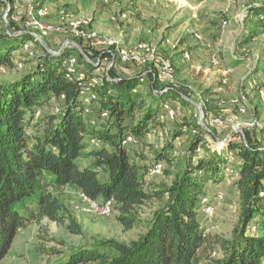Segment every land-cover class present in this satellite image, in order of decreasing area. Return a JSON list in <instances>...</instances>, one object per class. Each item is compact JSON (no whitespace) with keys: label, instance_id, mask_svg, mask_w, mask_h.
<instances>
[{"label":"trees","instance_id":"16d2710c","mask_svg":"<svg viewBox=\"0 0 264 264\" xmlns=\"http://www.w3.org/2000/svg\"><path fill=\"white\" fill-rule=\"evenodd\" d=\"M25 11L27 18V7ZM260 15L264 16V4L249 7L246 19L264 23ZM8 27L14 29L0 36V67L15 69L19 64L14 53L25 43L35 42L42 53L34 56L36 62L29 70L0 83V264L19 230L33 220L47 218L73 233H82L70 204L53 192L64 186L93 200L113 199L121 224L126 229L143 224L145 231L128 243L109 239L100 246H80L63 257L47 259L45 264H264L262 143L246 132L245 139L234 135V140L218 151L205 137H214L213 129L208 131L199 121L182 124L177 120L175 124L181 125L173 139L193 133L185 155H175L173 140L154 149L151 162L145 156L136 160L132 152L148 142V134L160 125L168 130L167 122L160 120L164 104L171 100L190 104L183 91L168 85L159 88L158 80L165 81L153 71L144 73L150 91L143 96L142 75L122 76L112 67L103 75L97 73L103 59L116 53H91L80 40L78 44L92 61L84 60L78 50L80 62L90 76L101 80L92 88L97 98L87 112L80 81L69 77L63 66L68 56L75 55L71 49L77 48L53 54L32 31L19 28L10 19ZM256 69L264 73L260 64ZM124 86H130L137 96L123 98L118 90ZM47 103L53 104L55 111L36 117ZM155 119L160 125H155ZM128 135L140 142L131 151L123 144ZM156 164H163L171 182L146 187L145 176ZM228 168L232 172L228 173ZM232 178L238 190L239 214L227 238L209 232L200 215L206 184ZM148 203H154V208L141 220L139 208ZM107 246L114 252L107 251ZM49 251L58 253L52 248Z\"/></svg>","mask_w":264,"mask_h":264},{"label":"rangeland","instance_id":"374dc122","mask_svg":"<svg viewBox=\"0 0 264 264\" xmlns=\"http://www.w3.org/2000/svg\"><path fill=\"white\" fill-rule=\"evenodd\" d=\"M30 1L36 8H39V5H45L47 8L46 15L37 16L40 20L48 24L62 26L69 31V24L72 20L86 19L87 23L83 25L82 29L86 33L94 31L97 35L95 38H79L65 34L66 32L62 33L66 37L59 33H53L48 37H43L51 49L58 51L64 41L69 39L77 43L80 40L85 42L88 45V51L91 53L110 51L113 54L114 51L116 54L113 58L109 56L103 59L97 73L103 75L108 72V67H112L115 73L122 76L142 75L141 77L145 81L142 90L143 96L150 91V81L146 80L147 78L144 79V73L155 71L157 74L155 66L152 64L124 63L117 54L115 44L129 48L138 42L145 41L154 44L158 49L160 44H166V39L167 41L170 37L176 39L178 35L176 21H178L179 16L175 18L176 14L172 17L171 14L175 12L177 6H182V17L185 22L184 32L188 33L187 40L190 43L188 50L200 46L205 54H203L204 57L194 62L193 55L188 51L190 61L187 67H184V62L179 64L169 56V50H163L167 53L166 56L158 52L159 60L168 59L172 63L174 81L163 83L158 80L157 86L163 88L168 85L179 88L190 99L188 100L190 104L182 105L180 103L177 107L173 106L177 115L173 122L166 123L167 126L165 127L168 130H164L158 120H154L155 125H160V129L148 134L147 139L152 138L156 146L152 140L145 141L142 147L148 153L143 154L140 150V152H134V156L136 155L139 160L145 156L151 162L153 150L161 148L173 140L175 155H185L193 133L173 139L181 125L175 124V122L178 120L179 122L182 121L183 124L199 121L200 109L198 105L203 109L205 125L216 133L214 137L205 134L212 148L219 151L227 146L231 140H234V135H240L243 139L246 138V132L251 135L252 139L264 145V73L256 69L257 64L264 67V23L257 22L255 18L246 19L247 16H243L249 7L263 5L264 0H157L156 3L152 0H47L46 3L45 0ZM202 1L203 3H201ZM25 4V1L20 0H11L10 2L0 0V36L7 29L13 32L14 28L8 27L9 19L14 21L19 28L40 35L37 28L27 25L28 17L26 18ZM204 8L209 12L212 11L209 13L211 15L209 17H213L214 20L207 30L204 28L208 26L207 23L200 22L201 10ZM129 20L138 23L134 28V33L123 27L124 24L129 25L131 23ZM222 20L227 21L225 28L218 27ZM196 26L197 28H195ZM192 30H198L204 34L205 45H201L194 39ZM153 35H155V40L142 38ZM124 37L129 39V45H122L121 38ZM132 38L133 42H130ZM109 41L114 43L109 44ZM175 41L178 43L170 46L173 51L181 43L179 40ZM32 42L30 43L32 44L33 55H28L23 45L14 53L16 62L19 64L15 69L0 67V83L17 77L19 73L29 70L36 62L34 56L41 54L42 51L35 42ZM92 45H95V48ZM71 50L76 56H79L78 49ZM183 53L184 50L177 52L176 55L179 60L183 57ZM232 55H236V58H233ZM213 58L220 59L222 66H213ZM148 78L150 79V77ZM131 90L130 86H124L118 91L123 98L132 99L137 95ZM239 106L244 108L241 113L238 112L237 107ZM54 111V105L47 103L36 117H42V115L51 114ZM216 116L232 117L233 122L214 125L211 120ZM129 150L131 151V149ZM146 177V187L149 188H158L161 184L171 182V177L166 176L163 167L160 173L150 171ZM234 181L235 179L232 178L220 184L209 182L206 184V194L202 197V208L205 203H208L214 209L211 218H208L201 208L200 218L203 226L209 232L227 238L230 237L239 214V196ZM53 192L65 204H70L74 210L72 212L73 217L80 224L82 233H73L64 224L52 222L47 218L40 221L33 220L26 228L19 230L12 248L1 264H45L47 259L63 257L71 249L80 246H100L109 239L128 243L137 239L145 231L143 224H138L132 229H126L118 220V212L113 207L110 215L107 216L86 214L80 210H75L72 201L79 200L80 196L79 191L72 186L54 188ZM204 197H207V202H204ZM153 208L154 203L140 207L139 218L141 220L147 219ZM51 248L58 253H51L49 251ZM106 249L109 252H114L110 246H107ZM215 256L218 257V255Z\"/></svg>","mask_w":264,"mask_h":264},{"label":"built area","instance_id":"2783aa9c","mask_svg":"<svg viewBox=\"0 0 264 264\" xmlns=\"http://www.w3.org/2000/svg\"><path fill=\"white\" fill-rule=\"evenodd\" d=\"M25 1V5L27 7V25H30L32 27H35L38 29L40 36L42 37H48L53 33H65V34H71L75 37L83 38V37H89V38H95L97 35L94 31L92 33H86L82 27L85 23H87L86 19H76L72 20L69 24V31L65 29L62 26H57L54 24H48L39 18L37 16H44L47 14V8L44 6L40 8H36L35 5L30 0H20ZM154 3L157 2V0H152ZM247 13H244L243 16L245 17ZM260 19L263 20L264 16L260 15ZM242 20V18H241ZM89 22V21H88ZM227 25L226 20H222L220 23L221 28H225ZM193 37L198 43L201 45L206 44V38L202 32L196 30L192 32ZM113 41H109V44H113ZM175 44H173L174 46ZM74 45L68 44L67 47H72ZM32 44L30 42L24 44V50L28 52L29 54L33 55V50L31 49ZM117 54L119 55L121 61L124 63H134V64H152L155 66L157 75L159 78L164 80L165 82H172L174 81V69L172 63L165 59L163 61L159 60L158 57V49L154 44H151L149 42H138L137 44L133 45L129 48L120 47L119 45H116ZM184 57L186 59L190 58L189 52H184ZM234 58H236V55H233ZM221 60L213 58L212 59V65L213 66H220ZM98 64V63H95ZM63 66L67 71V75L69 77L75 76L77 77L78 81H80L81 86V96L83 99V103L87 109V112L90 111V105L94 99L97 98V94L92 90L94 86H97L100 84L101 80L97 76H90L84 67V65L80 62V58L76 55H70L68 56L64 62ZM141 80H143L141 78ZM167 88H164L166 90ZM165 112L160 115V120L163 122H170L174 121L176 118V110L173 107L171 103L166 102L164 104ZM240 111H244L243 107H239ZM40 112V111H39ZM39 112L37 114L39 115ZM103 116H107V112H104L102 114ZM214 124H227L232 123L233 119L232 117H213L211 120ZM139 140L134 137L133 135H128L124 141L123 144L127 146L129 149H132L133 147H136L139 145ZM163 167V164H156L153 166L151 171L160 173L161 169ZM228 171L232 172L230 168L227 169ZM79 200L72 201L73 208L75 210H80L84 213L88 214H98L102 216L110 215L113 207L114 200L109 199L106 201H98L88 198L83 192L79 191ZM205 201L207 202V197H204ZM204 214L208 216V218H211L212 214L214 213V209L211 205L208 203H205V205L202 208Z\"/></svg>","mask_w":264,"mask_h":264},{"label":"crops","instance_id":"0c3cea01","mask_svg":"<svg viewBox=\"0 0 264 264\" xmlns=\"http://www.w3.org/2000/svg\"><path fill=\"white\" fill-rule=\"evenodd\" d=\"M205 1V0H204ZM47 2V0H45V3ZM201 3H203V1L201 2ZM167 10V9H166ZM178 12V13H177ZM204 12V13H203ZM210 12H212V11H210ZM206 8H204V9H202L201 10V13H202V15H201V21L200 22H202L203 21V24L204 23H207V25L208 26H205L204 28L207 30V29H209L210 28V26L212 25V23L211 22H213L214 20H213V17H209V16H211V15H209V13H210ZM182 13H183V8H182V6H177L176 7V10H175V12L174 13H172L171 14V17L174 15V14H176L175 15V18H176V16L178 17L179 16V19H178V21H176V23L178 24V28H177V31H178V35H177V37H176V39L174 38V37H170V39H169V41H167V39L165 40V42H166V44L165 43H163L162 45L160 44V47L158 48L159 50H158V52L159 53H161L162 55H165L166 56V54L167 53H165L163 50H169V56L171 57V58H173V60H175V62H178L179 64H182V62H184V67H187V64H188V62L190 61L189 59H188V61H187V59H185V57H184V53H183V57L179 60V58H178V56L176 55L177 54V52L178 51H180V50H184V51H189L190 53H191V55H193V61L194 62H196V60L197 59H201V57H204V55L203 54H205V52H203L204 50L200 47V46H198V47H194V48H192V49H190V50H188V47L190 46V43H188V40H187V36H188V33H186V32H184V19H183V17H182ZM207 15V16H206ZM132 20V19H131ZM131 20H129V23H130V21ZM208 21V22H207ZM136 21H131V23L129 24V25H126V24H124L123 25V27L124 28H127V30L128 31H131L132 33H134L133 31L135 30L134 28H135V26L136 25H138V23H135ZM196 23V22H195ZM209 23V24H208ZM130 26H133L132 28L130 27ZM198 27H200V26H198ZM218 27H221L220 26V23H219V26ZM195 28H197V26L195 27ZM136 29H138V28H136ZM193 31V30H192ZM180 32V33H179ZM125 35V37H126V34H124ZM154 36L155 35H153L152 37H148V38H146L145 36L144 37H142V38H144V39H152V40H155L154 39ZM121 38V40H122V45L123 46H126V45H129V39H126V38ZM166 38V37H165ZM178 38V39H177ZM175 40H179V42H181V43H179V45H178V48L176 49V50H171L170 49V46L172 45L173 46V44H176V42L178 43V41H175ZM181 40V41H180ZM130 42H133V38L130 40ZM157 42H159V41H157ZM196 44H197V42H195ZM183 48V49H182ZM233 56V55H232ZM234 58V57H233ZM232 58V59H233ZM207 60V59H206ZM126 76H134V75H126ZM184 77H186L185 75H184ZM171 103H172V105L174 106V107H177V106H179V102L178 101H176V100H171L170 101ZM149 138V137H148ZM147 140H152V138L151 139H147ZM152 142H154L153 140H152ZM154 145H155V142H154ZM156 146V145H155ZM148 148V147H147ZM143 152V154H145V153H148V151L146 150V149H144V147H141V148H136V151L137 152ZM132 156L133 157H135V159L136 160H139L138 158H137V156L135 155L134 156V151L132 152ZM148 161H146V163H147ZM145 178H147L146 176H145Z\"/></svg>","mask_w":264,"mask_h":264},{"label":"water","instance_id":"95a60500","mask_svg":"<svg viewBox=\"0 0 264 264\" xmlns=\"http://www.w3.org/2000/svg\"><path fill=\"white\" fill-rule=\"evenodd\" d=\"M35 36H36V38L41 42V44L48 50V51H50V52H52L53 54H57V55H59V54H61L63 51H64V49L67 47V45L68 44H72V45H74L79 51H80V53H81V55L83 56V58H84V60H86V61H88V62H92L91 60H90V58L88 57V55L84 52V50L81 48V46L77 43V42H75V41H73V40H65L64 41V43L62 44V46H61V48L58 50V51H56V50H53V49H51L48 45H47V43L44 41V39H43V37L42 36H40V35H38V34H34ZM109 68L110 67H108V70H109ZM184 98L185 99H187V100H190L188 97H186L185 95H184ZM198 107H199V109H200V119H199V123H200V125L203 127V128H205V129H207L208 131H210V129L205 125V123H204V119H203V109L201 108V106L200 105H198ZM241 130V129H240ZM245 139V138H244Z\"/></svg>","mask_w":264,"mask_h":264}]
</instances>
